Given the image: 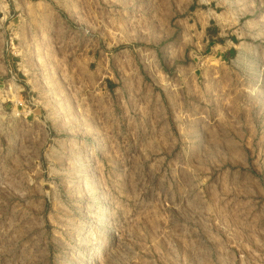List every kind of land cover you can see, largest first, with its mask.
<instances>
[{
  "label": "rangeland",
  "instance_id": "374dc122",
  "mask_svg": "<svg viewBox=\"0 0 264 264\" xmlns=\"http://www.w3.org/2000/svg\"><path fill=\"white\" fill-rule=\"evenodd\" d=\"M0 264H264V0H0Z\"/></svg>",
  "mask_w": 264,
  "mask_h": 264
}]
</instances>
